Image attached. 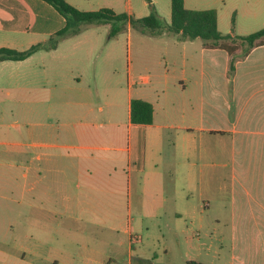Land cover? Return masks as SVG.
<instances>
[{"label": "crops", "instance_id": "obj_1", "mask_svg": "<svg viewBox=\"0 0 264 264\" xmlns=\"http://www.w3.org/2000/svg\"><path fill=\"white\" fill-rule=\"evenodd\" d=\"M242 1L251 25L264 0ZM65 24L41 0H0V48L27 50ZM241 33L234 20L227 34ZM96 34L0 62V147H24L25 182L0 193V211L24 220L6 226L1 263L264 264V46L230 84L226 52L167 33L125 68L106 45L98 72ZM132 99L152 105L151 124L131 123Z\"/></svg>", "mask_w": 264, "mask_h": 264}, {"label": "rangeland", "instance_id": "obj_2", "mask_svg": "<svg viewBox=\"0 0 264 264\" xmlns=\"http://www.w3.org/2000/svg\"><path fill=\"white\" fill-rule=\"evenodd\" d=\"M73 2L72 5L80 11H97L103 8L111 9L115 13H125L127 15H132V18H143L149 15L150 9L148 7L146 0H70ZM263 1V0H262ZM68 2V1H67ZM69 3V2H68ZM153 6L155 7L156 12L164 23L169 24L171 19V11H170V0H153ZM263 4H258L256 7L257 10H260ZM50 6V5H49ZM51 7V6H50ZM186 7L193 10H207V9H215L218 13V31L222 35H226L231 31L232 18L235 20L236 24L239 25V29L241 30V34L239 36H247L253 33H256L264 28V12L259 13L251 25H246L245 22H242L241 16H243V10L245 7V2L242 0H186ZM53 8V7H52ZM85 28L80 26V31L87 30L92 33H98L94 36L95 46H97V50L94 52L93 57L90 61V65H96L98 68V72L100 71L101 64L104 61H109L108 59H104V56L107 54V50H105L106 45H112L116 50L113 52V66L116 67H124L126 63L131 61V56L133 60L136 62L137 60H142L146 57V51L144 49V45L141 44L146 37L149 36V31L144 29L142 26L134 24L130 25L126 22H109V23H101L94 24L96 26H88V24H84ZM95 31V32H94ZM236 31V30H235ZM79 33V32H78ZM77 33V34H78ZM166 32H163L164 34ZM82 35V34H81ZM161 36V35H158ZM83 39V36L80 37ZM165 38H161V46H164ZM239 44V41H236ZM62 49L67 47V43L61 44ZM152 51V49H150ZM156 55L163 52V50L158 51L155 50ZM63 53H65L63 51ZM155 55V57H156ZM120 83L117 86L122 87L125 86ZM116 88V83L114 84V89ZM123 98V97H122ZM20 109V108H19ZM20 111H18V115H21ZM23 116L18 117L16 122L23 132ZM13 142L15 144H24V136L22 135L13 138ZM18 146V145H17ZM0 147V193H5L9 195V192H15L24 190L25 182L21 178V175L24 172V155L23 149L24 147ZM7 151V152H6ZM13 176L11 180L5 179V176ZM16 178V179H15ZM15 179V180H13ZM17 212L18 209L21 208L19 212H23V206L15 205L13 206ZM8 209V207H6ZM14 215L9 213V210L0 211V240L7 241L9 239V235L6 232V226L9 223L16 224V226L20 227L21 221L24 222L22 216L19 217L15 213ZM22 214V213H20ZM23 215V214H22ZM17 227V228H18ZM142 238L145 240L148 238L145 231L142 233ZM20 245H17L16 248H20ZM5 248V247H1ZM0 264L1 261H0Z\"/></svg>", "mask_w": 264, "mask_h": 264}, {"label": "trees", "instance_id": "obj_3", "mask_svg": "<svg viewBox=\"0 0 264 264\" xmlns=\"http://www.w3.org/2000/svg\"><path fill=\"white\" fill-rule=\"evenodd\" d=\"M53 7L65 20V26L51 36L46 42L38 43L24 51L10 48H0V62L23 61L40 50L55 49L59 41L80 32L84 24L94 25L109 22H126L142 26L151 35H160L166 32L180 41H193L199 39L203 47L209 50L219 49L230 57L228 80H231L238 59L246 57L256 47L264 46V28L247 36L222 35L218 31L217 13L214 9L190 10L184 6V0H170L171 19L166 24L158 15L151 0H146L150 13L148 16L135 19L125 13L116 14L113 10L103 8L97 11H80L70 5L66 0H41ZM234 20L232 19V25ZM239 41V44L236 43ZM153 119V108L148 102L132 99L130 102V121L136 125H149ZM133 264H152L139 258L132 260ZM186 264H199L188 262Z\"/></svg>", "mask_w": 264, "mask_h": 264}]
</instances>
